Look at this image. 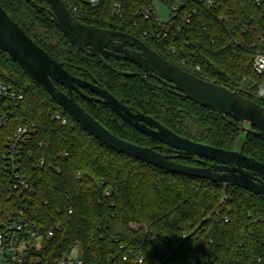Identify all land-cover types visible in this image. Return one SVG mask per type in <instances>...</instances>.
I'll return each mask as SVG.
<instances>
[{
	"label": "trees",
	"instance_id": "obj_1",
	"mask_svg": "<svg viewBox=\"0 0 264 264\" xmlns=\"http://www.w3.org/2000/svg\"><path fill=\"white\" fill-rule=\"evenodd\" d=\"M34 1L48 8L43 0ZM215 2L216 11L186 0L181 15L197 11V16L174 41L179 55L168 57L144 39L134 24L143 23L134 12L140 0L133 1L124 21L113 16L112 0L96 10L82 0H73L80 9L76 13L80 21L132 33L195 75L264 106V99L257 95L263 78L253 70L255 51L262 46L264 2L260 6L251 0ZM0 5L75 76L100 83L126 104L183 137L239 150L264 162V138L243 133L244 140L238 145L242 132L232 118L222 117L152 77L117 74L114 69L142 70L113 58H107L104 65L79 51L49 20L46 9L38 11L25 0H0ZM219 13L228 21L220 22ZM251 19L259 29L250 28ZM182 58L200 68L189 69L181 64ZM0 80L24 94L16 122H34L37 128L30 144L32 155L24 162L26 172L36 180L34 194L29 202L28 197L13 191L0 161V219L26 203L27 216L44 230L53 231L40 251V264H57L56 259L75 243L82 245L86 264H138L140 256L142 264H264V197L236 186L168 172L110 149L32 83L2 49ZM76 98L115 135L139 145L156 146L165 153L166 145L140 133L104 105L79 95ZM58 112L67 117L66 124L55 117ZM2 150L0 144V154ZM174 237L176 241H172ZM126 255L128 262L122 260Z\"/></svg>",
	"mask_w": 264,
	"mask_h": 264
},
{
	"label": "water",
	"instance_id": "obj_2",
	"mask_svg": "<svg viewBox=\"0 0 264 264\" xmlns=\"http://www.w3.org/2000/svg\"><path fill=\"white\" fill-rule=\"evenodd\" d=\"M25 1L38 11L46 9L49 20L87 56L96 57L104 65H107V58L124 60L142 70V73H138L114 69L117 74L152 77L222 117L232 118L238 123L240 132L264 138V106L255 100L195 75L163 57L131 33L80 21L69 8L67 0H43L48 8L34 0ZM0 49L22 67L32 83L49 93L75 121L110 149L168 172L236 186L264 197V162L239 150L214 147L183 137L154 117L126 104L100 83L75 76L37 44L1 5ZM84 90L93 95L86 94ZM75 93L104 105L140 133L169 147L174 154L163 153L156 146L139 145L115 135L77 101ZM194 158L201 164L209 160V164L196 166L179 161Z\"/></svg>",
	"mask_w": 264,
	"mask_h": 264
},
{
	"label": "built area",
	"instance_id": "obj_3",
	"mask_svg": "<svg viewBox=\"0 0 264 264\" xmlns=\"http://www.w3.org/2000/svg\"><path fill=\"white\" fill-rule=\"evenodd\" d=\"M134 0H112L111 12L120 21H124L132 7ZM156 1L165 2L170 9V17L164 20L158 12ZM205 5L209 9L217 10L215 0H190ZM255 5L260 6L264 0H251ZM93 9L104 6L107 0H82ZM186 0H140L134 6L135 15L143 22H134L140 29L144 39L156 45L164 55L168 57L178 56V48L174 41L192 23L197 11L180 13ZM67 4L76 15L79 12L77 4L73 0ZM220 22H227L228 17L223 13L218 14ZM251 22V29H259V25ZM262 31L260 42L262 46L255 51L253 59V70L263 81L258 86L257 95L264 99V20L262 21ZM181 64L189 69H199V65L182 58ZM181 66V65H180ZM183 67V66H182ZM185 68V67H183ZM188 70V69H187ZM189 71V70H188ZM191 72V71H190ZM193 73V72H192ZM24 99L22 91L17 89L10 82L0 80V144L2 153L0 161L2 168L13 191L28 197L34 194L36 180L26 172L25 159L31 157L30 144L36 134L37 128L34 122H16L17 108ZM61 118L62 123L68 122L67 117L60 112L55 115ZM43 160L40 164H43ZM109 194V192H106ZM28 205L12 208L6 213L5 219H0V264H40L42 261L40 251L46 239L53 235L52 230H44L36 224L34 220L27 216ZM186 235H183L185 238ZM174 237L172 241H176ZM168 241V238L165 239ZM121 247H123L121 245ZM122 260L128 262V256H123ZM143 257L137 260L138 264L143 263ZM57 264H86L84 250L80 243H75L72 249L56 259Z\"/></svg>",
	"mask_w": 264,
	"mask_h": 264
},
{
	"label": "rangeland",
	"instance_id": "obj_4",
	"mask_svg": "<svg viewBox=\"0 0 264 264\" xmlns=\"http://www.w3.org/2000/svg\"><path fill=\"white\" fill-rule=\"evenodd\" d=\"M156 7L158 9L159 14L164 20L169 19L170 9H169L168 4H166L165 2H161V1H156ZM244 136L245 135L243 133H240L239 138H238V145L242 143V141L244 140Z\"/></svg>",
	"mask_w": 264,
	"mask_h": 264
},
{
	"label": "flooded vegetation",
	"instance_id": "obj_5",
	"mask_svg": "<svg viewBox=\"0 0 264 264\" xmlns=\"http://www.w3.org/2000/svg\"><path fill=\"white\" fill-rule=\"evenodd\" d=\"M122 31V30H121ZM125 32H127V31H125ZM129 33V32H128ZM132 34V33H131ZM137 37V36H136ZM139 38V37H138ZM141 39V38H140ZM141 40H143V39H141ZM144 41V40H143ZM145 42V41H144ZM146 43V42H145ZM125 47H128V48H130V49H136L135 47H133V46H128V45H125ZM164 55V54H163ZM164 57V56H163ZM113 59H115V58H113ZM148 77V76H147ZM92 81V80H91ZM162 84V83H161ZM162 85H164V84H162ZM166 86V85H165ZM167 88H169L168 86H166ZM85 92H86V94H89V95H93V93H91L90 91H88V90H84ZM76 95H79V94H77V93H75V96ZM80 96V95H79ZM81 97V96H80ZM83 98V97H82ZM77 99V98H76ZM83 99H85V98H83ZM87 100V99H86ZM78 101V100H77ZM89 101V100H88ZM165 153H169V154H174V152L169 148V147H165ZM188 161H191L189 164H191V165H196V166H208V164H209V160H205V164H201V163H199V162H197L196 161V158H194V159H190V160H188Z\"/></svg>",
	"mask_w": 264,
	"mask_h": 264
}]
</instances>
